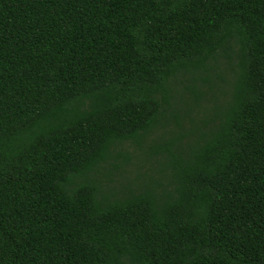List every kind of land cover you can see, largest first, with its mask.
<instances>
[{
  "label": "trees",
  "instance_id": "trees-1",
  "mask_svg": "<svg viewBox=\"0 0 264 264\" xmlns=\"http://www.w3.org/2000/svg\"><path fill=\"white\" fill-rule=\"evenodd\" d=\"M0 264H264V0H0Z\"/></svg>",
  "mask_w": 264,
  "mask_h": 264
},
{
  "label": "rangeland",
  "instance_id": "rangeland-1",
  "mask_svg": "<svg viewBox=\"0 0 264 264\" xmlns=\"http://www.w3.org/2000/svg\"><path fill=\"white\" fill-rule=\"evenodd\" d=\"M138 170V168H134L133 169V172H135V171H137ZM139 172L140 173H146V172H148L149 171V167H148V165L147 166H144V167H142L141 169L139 168Z\"/></svg>",
  "mask_w": 264,
  "mask_h": 264
}]
</instances>
